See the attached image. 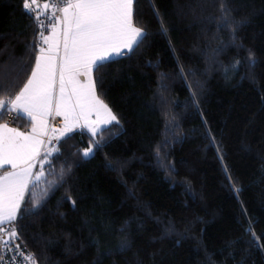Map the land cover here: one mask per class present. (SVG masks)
Here are the masks:
<instances>
[{
  "label": "trees",
  "instance_id": "16d2710c",
  "mask_svg": "<svg viewBox=\"0 0 264 264\" xmlns=\"http://www.w3.org/2000/svg\"><path fill=\"white\" fill-rule=\"evenodd\" d=\"M134 9L147 38L93 72L119 124L50 145L21 245L35 264H264V0ZM38 33L23 0H0V99L26 83Z\"/></svg>",
  "mask_w": 264,
  "mask_h": 264
},
{
  "label": "snow or ice",
  "instance_id": "6c2138e0",
  "mask_svg": "<svg viewBox=\"0 0 264 264\" xmlns=\"http://www.w3.org/2000/svg\"><path fill=\"white\" fill-rule=\"evenodd\" d=\"M134 4L135 0H45L42 4L23 0L24 9L39 26L41 46L18 94L0 99V120L11 112L13 120L27 118L31 124V130L23 132L0 123V254L19 249L15 222L25 211L26 194L31 185L45 180V165L51 167L52 157L60 152L49 145L69 139L77 129L86 128L96 137L107 125L119 124L97 95L93 72L113 56L134 51L147 38L135 23ZM56 117L63 118L62 128L51 127L50 119ZM93 144L98 146V141ZM92 154V147L83 151L84 157ZM24 259L35 264L30 255Z\"/></svg>",
  "mask_w": 264,
  "mask_h": 264
},
{
  "label": "built area",
  "instance_id": "2783aa9c",
  "mask_svg": "<svg viewBox=\"0 0 264 264\" xmlns=\"http://www.w3.org/2000/svg\"><path fill=\"white\" fill-rule=\"evenodd\" d=\"M40 2L42 4L43 2H45V0H40ZM41 19L45 20V23H48V21L46 20L45 17H41ZM37 26H38V24H37ZM38 29H39V26H38ZM47 30L45 31V33L47 32ZM39 41H40V39H39ZM13 115L14 114L11 112L6 113L5 114V120L2 123H7V124H9L10 127H16L17 128V126L15 124V122L17 120H13V118H12ZM15 224H16V222H15ZM15 244L19 245L18 250L13 248V250H11V251H4L2 254H0V255H2L3 264H32V262L30 260L24 259V256H29V255L32 256V255L25 249V247H23L21 245L19 239L15 241Z\"/></svg>",
  "mask_w": 264,
  "mask_h": 264
},
{
  "label": "crops",
  "instance_id": "0c3cea01",
  "mask_svg": "<svg viewBox=\"0 0 264 264\" xmlns=\"http://www.w3.org/2000/svg\"><path fill=\"white\" fill-rule=\"evenodd\" d=\"M49 32H50V29H48L47 30V32L45 33L46 35L47 34H49ZM40 46H41V41H40ZM44 47H47L46 45H44ZM128 53V52H127ZM38 54V53H37ZM115 57H118V56H115ZM34 62H35V60H34ZM33 67H34V63H33ZM33 67H32V69H33ZM32 71V70H31ZM31 74V73H30ZM29 77H30V75H29ZM28 77V78H29ZM81 80L82 81H84V82H86V80H85V78L84 77H81ZM95 117H93V119H94ZM26 121H28V119L27 118H24ZM29 122V121H28ZM0 123H2V122H0ZM29 124H30V122H29ZM113 124H116V123H113ZM113 124H110V125H113ZM50 125H51V127H54V128H62L63 127V118L62 117H56V119H55V121H52L51 119H50ZM110 125H107L106 126V128L107 127H109ZM18 130H20V131H23V132H29L30 130H31V124H30V128L29 129H26V130H23V129H19V128H17ZM75 131H79V132H83V133H86V134H88V135H90L91 137H92V135H91V133L85 128V129H77V130H75ZM56 142L55 141H53V143H52V145L53 144H55ZM50 146V145H49ZM6 167H8L9 168V170H10V166H6ZM35 171V170H34Z\"/></svg>",
  "mask_w": 264,
  "mask_h": 264
},
{
  "label": "rangeland",
  "instance_id": "374dc122",
  "mask_svg": "<svg viewBox=\"0 0 264 264\" xmlns=\"http://www.w3.org/2000/svg\"><path fill=\"white\" fill-rule=\"evenodd\" d=\"M127 53V51L125 50V54ZM116 58L115 56L112 57V59Z\"/></svg>",
  "mask_w": 264,
  "mask_h": 264
}]
</instances>
